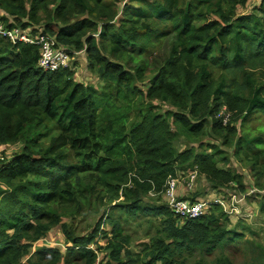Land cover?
<instances>
[{
    "label": "trees",
    "instance_id": "obj_1",
    "mask_svg": "<svg viewBox=\"0 0 264 264\" xmlns=\"http://www.w3.org/2000/svg\"><path fill=\"white\" fill-rule=\"evenodd\" d=\"M26 1L0 0L4 27L44 24L41 33L84 50L104 84L98 90L77 83L70 68L43 71L36 45L12 44L0 34V145L23 144L0 160V264H21L31 244L58 225L71 245L66 253L38 248L27 264H94L88 246L104 222L111 225L109 262L139 264V256L124 248L128 236L113 209L161 219L144 252L148 264H179L184 252L241 241L243 233L219 225L229 218L218 204L177 226L161 192L169 177L195 167L214 188L241 186L231 169L218 167L229 163L221 147L264 176V131L250 128L264 119V0L250 14L237 11L248 0H129L134 6L124 5L117 24L116 0H29L28 7ZM84 14L90 19L69 24L70 16ZM97 32L98 38L91 36ZM167 35L173 37L168 56L144 93L136 85L146 79L144 65L125 70L122 62L135 49L147 54ZM154 102L171 109L156 111ZM223 106L231 112L226 126L214 118ZM207 129L219 143L178 151L180 138L194 144ZM149 194L163 204L151 205ZM114 202L86 236L62 222ZM259 211L264 214V196Z\"/></svg>",
    "mask_w": 264,
    "mask_h": 264
},
{
    "label": "rangeland",
    "instance_id": "obj_2",
    "mask_svg": "<svg viewBox=\"0 0 264 264\" xmlns=\"http://www.w3.org/2000/svg\"><path fill=\"white\" fill-rule=\"evenodd\" d=\"M152 3L154 0H147ZM260 0H248L246 6L243 8H238L239 14H250L254 12L255 6L258 5ZM27 2V7L29 0ZM58 4V1L54 4L48 6L49 10H54ZM118 8V15L114 19V23L117 24L122 18L121 12L124 5H133L129 0H116L114 3ZM136 6V4H135ZM5 12L0 8V15H5ZM10 23H13V17L7 15ZM90 19L86 14L81 16H70L69 24H73L81 19ZM23 21H26L23 19ZM41 25H30L25 28V32L30 33L32 30L34 33L32 35H37L43 32V26ZM53 25L62 27L60 22L53 21ZM99 32V31H98ZM98 32L92 33L91 36L98 38ZM172 35H167L165 38L156 40L154 47L148 51L147 54H141L138 49L128 52V56L122 62V66L125 70L128 68L134 69L139 64H143L145 69L146 79L144 81L138 82L136 85L144 93L149 87V80L153 73L162 66L164 59L168 56L170 44L172 42ZM66 50L74 52L72 54V60L70 64V69L74 70V80L77 83L83 84L85 86H92L96 89H101L104 81L98 77L96 73L97 70L94 68L91 70L89 68L88 60L86 59V54L83 51H75L72 46H65ZM68 48V49H67ZM111 61H114L110 58ZM131 75L134 74V71ZM154 109L157 110H170L171 107L165 105L164 103L154 102ZM239 123L236 124L237 127ZM252 131L255 129V133L264 131V119L258 118L252 122L250 125ZM207 131L203 136L200 137L198 142L194 144L187 141L184 137L180 138L176 142V148L178 151L185 150L188 146H196V151L199 150L198 145L200 144H211L219 143L220 141H215L206 135ZM23 144L20 142L13 144L0 145V152L4 160L10 159L14 154H17L22 149ZM223 151L227 153L229 157V163L224 165L223 163L218 164L219 168H229L233 173L237 174L240 180V185L238 186L236 182L229 183L227 187L220 189L211 186L204 176L199 175L195 180V185L188 191L184 189V195L188 197L204 198L210 196L211 198L219 199L224 201L222 206L225 213L228 215V223L219 222V225L225 227L226 230H231L235 232L243 233L244 238L241 241L235 242L232 246L218 245L207 251L208 246H204L202 249H195L190 252H184L179 256V264H264V214L260 213L259 207L264 196V176L250 171V167L244 161L237 159L233 156L232 150L226 147H221ZM223 166V167H222ZM197 171L196 167L193 169ZM192 171L191 169L185 171H178L176 173V179H179V183L185 179L186 174ZM254 173L256 175H254ZM151 205H162L163 200L158 199L159 197L155 195L154 197L148 195ZM116 202L106 206L100 207L95 213L85 212L83 210L74 219L63 218L62 222L72 225L73 229H76V234L79 236H86L90 234L95 227L96 223L100 219V216L104 210L112 211V206ZM230 208V211H228ZM223 211V212H224ZM112 217L118 222L122 234L128 236V243L124 245V248L131 251L134 256H139V264H148L151 260V256H146L144 252L148 250L152 243L153 238L157 237V230L162 227L161 219L155 218L150 215L138 212L136 216H128L123 211L118 209H113L111 213ZM182 221L179 220L177 226H182ZM101 231V232H100ZM11 233V232H9ZM104 233V234H103ZM111 238V225L104 222L99 228L98 235L96 236L93 243L88 247L95 254L94 264H114L109 262L110 249L106 248L108 240ZM70 244L65 243V237L61 231L60 226L52 228L46 237L41 238L38 242L31 244L28 249V254L21 259V264H27L28 257L38 248L49 247L57 249L62 255H64L70 247ZM228 246V247H227ZM121 256L125 257V253L122 252ZM155 264H160L156 262Z\"/></svg>",
    "mask_w": 264,
    "mask_h": 264
},
{
    "label": "built area",
    "instance_id": "obj_3",
    "mask_svg": "<svg viewBox=\"0 0 264 264\" xmlns=\"http://www.w3.org/2000/svg\"><path fill=\"white\" fill-rule=\"evenodd\" d=\"M0 34L9 38L12 44L22 42L26 44L36 45L39 51L38 67L43 71L55 72L59 69L69 68L74 52L66 50L59 44L54 36L39 33L32 35L21 30L20 28L6 29L0 20ZM215 119L221 120L223 126H226L231 118V112L225 107H221L215 114ZM0 160H4L0 152ZM198 172L195 170L186 174L184 180L179 183L176 177H169L161 192L162 198L165 200L167 207L174 213L179 220H194L207 214L214 204L224 205V201L206 196L204 198H196L193 201L181 199L177 193L178 185H182L185 191L190 190L195 185ZM230 211V208H228Z\"/></svg>",
    "mask_w": 264,
    "mask_h": 264
},
{
    "label": "crops",
    "instance_id": "obj_4",
    "mask_svg": "<svg viewBox=\"0 0 264 264\" xmlns=\"http://www.w3.org/2000/svg\"><path fill=\"white\" fill-rule=\"evenodd\" d=\"M177 193L179 196L184 195V189H183L182 185H180V184L177 187Z\"/></svg>",
    "mask_w": 264,
    "mask_h": 264
},
{
    "label": "clouds",
    "instance_id": "obj_5",
    "mask_svg": "<svg viewBox=\"0 0 264 264\" xmlns=\"http://www.w3.org/2000/svg\"><path fill=\"white\" fill-rule=\"evenodd\" d=\"M224 107V106H223ZM231 119V118H230ZM230 122V121H229Z\"/></svg>",
    "mask_w": 264,
    "mask_h": 264
}]
</instances>
